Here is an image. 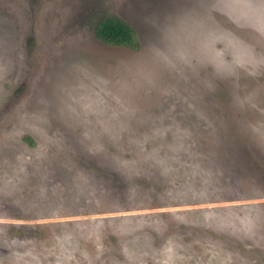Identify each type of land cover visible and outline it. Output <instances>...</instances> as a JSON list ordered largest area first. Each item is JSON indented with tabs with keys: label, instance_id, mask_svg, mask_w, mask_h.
<instances>
[{
	"label": "rangeland",
	"instance_id": "obj_1",
	"mask_svg": "<svg viewBox=\"0 0 264 264\" xmlns=\"http://www.w3.org/2000/svg\"><path fill=\"white\" fill-rule=\"evenodd\" d=\"M0 264H264V0H0Z\"/></svg>",
	"mask_w": 264,
	"mask_h": 264
},
{
	"label": "trees",
	"instance_id": "obj_2",
	"mask_svg": "<svg viewBox=\"0 0 264 264\" xmlns=\"http://www.w3.org/2000/svg\"><path fill=\"white\" fill-rule=\"evenodd\" d=\"M95 35L107 45L139 48L141 43L136 29L120 16L109 15L95 25ZM33 142L31 137L27 138Z\"/></svg>",
	"mask_w": 264,
	"mask_h": 264
}]
</instances>
